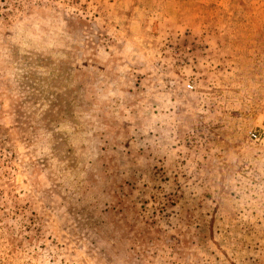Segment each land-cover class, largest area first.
I'll use <instances>...</instances> for the list:
<instances>
[{"label":"rangeland","instance_id":"1","mask_svg":"<svg viewBox=\"0 0 264 264\" xmlns=\"http://www.w3.org/2000/svg\"><path fill=\"white\" fill-rule=\"evenodd\" d=\"M0 264H264V0H0Z\"/></svg>","mask_w":264,"mask_h":264},{"label":"built area","instance_id":"2","mask_svg":"<svg viewBox=\"0 0 264 264\" xmlns=\"http://www.w3.org/2000/svg\"><path fill=\"white\" fill-rule=\"evenodd\" d=\"M185 88H186L187 90H190V89L192 88V86L187 84V85L185 86ZM251 137L254 138V135H251Z\"/></svg>","mask_w":264,"mask_h":264}]
</instances>
